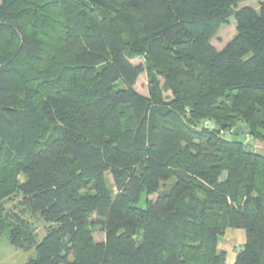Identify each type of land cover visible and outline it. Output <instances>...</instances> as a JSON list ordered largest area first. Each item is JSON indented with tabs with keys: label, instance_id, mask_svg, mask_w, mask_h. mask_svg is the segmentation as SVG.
Wrapping results in <instances>:
<instances>
[{
	"label": "trees",
	"instance_id": "1",
	"mask_svg": "<svg viewBox=\"0 0 264 264\" xmlns=\"http://www.w3.org/2000/svg\"><path fill=\"white\" fill-rule=\"evenodd\" d=\"M236 128L264 141V0H0V236L26 264H229L231 229L233 264H264Z\"/></svg>",
	"mask_w": 264,
	"mask_h": 264
},
{
	"label": "rangeland",
	"instance_id": "2",
	"mask_svg": "<svg viewBox=\"0 0 264 264\" xmlns=\"http://www.w3.org/2000/svg\"><path fill=\"white\" fill-rule=\"evenodd\" d=\"M251 4L257 6V1H254ZM235 28H236L235 20L231 19L230 23L227 26L224 25L221 28L219 35L213 41L214 45L218 49H222L235 37L236 35ZM133 63L135 65H139V64H143L144 61L143 59H135ZM136 89L141 95L146 97L149 96V85L146 74H143L139 78ZM227 137L228 138L232 137L233 139L239 141H246L247 139V137L244 134H238V135L228 134ZM107 176L108 179L110 180V183L113 185L112 177L109 174ZM156 197L157 196H153L151 199L155 200ZM5 208L8 210L16 209L14 202L6 203ZM27 218L31 221V223H33V226L37 230L39 240H41L45 234V224L39 219H30L29 217ZM235 231L237 232V230ZM94 237L97 242H102L105 240V234L102 232L101 227H96L94 229ZM239 247H240V238L237 236V233L230 234V232H228L221 241V249L227 253V256L229 254V257H232L233 254L236 253ZM35 255H36L35 249L25 252L10 245L6 235L0 236V264H26L28 259L31 257H35Z\"/></svg>",
	"mask_w": 264,
	"mask_h": 264
},
{
	"label": "crops",
	"instance_id": "3",
	"mask_svg": "<svg viewBox=\"0 0 264 264\" xmlns=\"http://www.w3.org/2000/svg\"><path fill=\"white\" fill-rule=\"evenodd\" d=\"M244 142L256 154H260V155L264 156V141L256 140V139H254L252 137H247L246 141H244ZM228 232H230V234H236L237 233V236L240 238V247L237 249L236 253H234L232 257H229V254L227 256L228 263L229 264H233L235 259H236L237 252L239 251V249L242 248V246L246 242V234L242 230H237V232L235 230H228L227 233ZM219 250L223 251L221 249V242L219 244Z\"/></svg>",
	"mask_w": 264,
	"mask_h": 264
},
{
	"label": "water",
	"instance_id": "4",
	"mask_svg": "<svg viewBox=\"0 0 264 264\" xmlns=\"http://www.w3.org/2000/svg\"><path fill=\"white\" fill-rule=\"evenodd\" d=\"M221 129H222L223 131H226L227 129L232 130V129H233V125H231V124L222 125ZM241 131H242L241 128H236V129H234V132H233V133H234L235 135H238V134L241 133Z\"/></svg>",
	"mask_w": 264,
	"mask_h": 264
}]
</instances>
